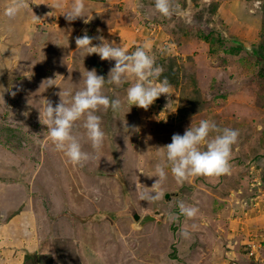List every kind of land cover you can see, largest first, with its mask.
I'll use <instances>...</instances> for the list:
<instances>
[{"label":"rangeland","instance_id":"374dc122","mask_svg":"<svg viewBox=\"0 0 264 264\" xmlns=\"http://www.w3.org/2000/svg\"><path fill=\"white\" fill-rule=\"evenodd\" d=\"M29 2L37 22L28 12L7 17V0H0V264H264V62L257 53L264 48V1L247 13L246 0H175L179 9L168 19L154 0H114L107 12L99 10L104 0H93L85 12L98 18L79 19L81 36L93 37V45L102 36L129 51L150 42L164 69L160 79L174 76L167 78L172 96L147 110L127 103L131 82L106 83L105 95L122 107L97 113L106 134L100 153L77 123L74 133L90 155L83 167L54 150L42 124L44 100L55 107L61 90L82 89L84 70L107 80L115 62L64 48L58 25L68 22L74 0L59 10L50 8L54 0ZM106 13L115 23L101 20ZM204 119L238 131L231 173L180 187L166 168L164 198L141 200V185L158 179V149ZM126 198L139 224L128 217L112 227L94 221L124 211ZM179 201L198 215L171 221ZM156 211L163 220L151 218Z\"/></svg>","mask_w":264,"mask_h":264},{"label":"clouds","instance_id":"9594fccd","mask_svg":"<svg viewBox=\"0 0 264 264\" xmlns=\"http://www.w3.org/2000/svg\"><path fill=\"white\" fill-rule=\"evenodd\" d=\"M30 4L29 0H7L4 14L14 18L23 12H28L31 13L33 22H37L40 19L32 13ZM62 7L63 0H54L50 8L59 10ZM154 8L162 17L170 19L178 11L179 5L175 0H154ZM84 13L85 0H74L71 11L65 15V18L74 21L83 18ZM95 39L100 40L101 43L93 45V37L85 33L75 38V44L83 57L96 54L102 61L115 62L107 80L97 75L95 69L84 70L83 88L74 93L71 89L61 90L57 94L60 102L55 107L51 101L44 100L42 113V124L47 127V134L54 150L62 153L70 164L78 167H83L90 159V155L83 151L80 139L74 133L77 123L83 122L82 127L85 129L87 140L95 152L100 153L106 134L101 127V117L97 113L101 109L107 111L109 108L117 112L122 107L121 100H110L105 95L106 83L122 87L131 82L126 89L127 103L130 107L134 105L144 110H147L161 95L172 96V86L167 78L160 79L164 69L157 64L150 42L136 47L134 51H129L125 47L116 45L115 42L109 43L102 36ZM48 81L51 86L53 80ZM40 115L41 113L39 119ZM238 135L237 130L222 128L210 119L201 120L195 126L191 123L183 135L173 134L171 143L158 149L161 158L155 165L152 176L158 179L151 188L141 185L144 189L141 200L156 201L164 198L165 193L159 188L168 178L166 168H170L172 177L180 187L197 177L216 181L221 176L229 175L232 168L233 146L237 143ZM152 189L157 191L154 192ZM176 207L179 209V214L169 213V219L173 222L177 221L179 216L194 219L199 212L197 207L187 205L183 201H179ZM182 235L187 236L188 233L183 232Z\"/></svg>","mask_w":264,"mask_h":264},{"label":"crops","instance_id":"0c3cea01","mask_svg":"<svg viewBox=\"0 0 264 264\" xmlns=\"http://www.w3.org/2000/svg\"><path fill=\"white\" fill-rule=\"evenodd\" d=\"M86 1L88 2V5H86ZM105 2L104 3H98L99 4V10L101 11V10H106L105 12H107V11H109L110 9H108V7H109V4H111V3H113V1L114 0H104ZM262 1L263 0H246V2H247V5H248V7H247V13L248 12H251V10L253 9V7H255V5L256 4H260V3H262ZM108 4V5H107ZM91 5H93V0H85V9H87L89 6H91ZM256 7H258V5L256 6ZM67 14H68V10H67ZM96 13L95 12H85L84 13V15L86 16V18L88 17V21L89 20H91V18H98V16H96L95 15ZM110 16V14L109 13H106V14H104V16L103 17H101V20H106V21H109V22H114L115 23V20H113V19H108V17ZM111 17V16H110ZM103 18V19H102ZM80 18H77V20L74 22V24L73 23H71V22H65V26H61V24H59L58 26L59 27H61V31L60 32H63L64 33V37H62V38H60V41H63L64 43H66V45L64 46V48H66V46H67V48L69 49V51H71L72 49H77V46H76V44H75V42H73V37L74 36H81L80 35V33L81 32H84L83 30H82V28L80 29V24H81V20H79ZM82 19V18H81ZM85 19H83V21H84ZM101 20H100V22H101ZM92 21V20H91ZM90 21V22H91ZM99 21V20H98ZM118 21H119V19H117V23L116 24H118ZM69 23H71L70 25H67V24H69ZM83 23V22H82ZM87 25H88V23H87ZM83 27H84V25H83ZM103 27V26H102ZM69 30H68V29ZM85 28H86V26H85ZM103 29V28H102ZM72 32V33H71ZM108 34V33H107ZM7 45H8V39H5V40H3L2 41V46H4V47H7ZM9 48H12V47H9ZM14 48V47H13ZM4 50H9V49H7V48H5ZM51 94L52 93H50L49 95L51 96ZM55 102V101H54ZM54 102H53V104H54ZM1 148V147H0ZM2 149V148H1ZM2 159H4V158H2ZM4 206V205H3ZM4 208L6 209V207L4 206ZM122 219H124V218H122ZM122 219H117V220H115V221H113V222H111V221H109V220H107V221H104V223H108L109 225H111V227L112 226H114L115 224V222H118V221H120V220H122ZM133 222V221H132ZM134 223V222H133ZM135 224V223H134ZM139 224V223H138ZM12 239H13V237H12ZM12 241V240H11Z\"/></svg>","mask_w":264,"mask_h":264},{"label":"water","instance_id":"95a60500","mask_svg":"<svg viewBox=\"0 0 264 264\" xmlns=\"http://www.w3.org/2000/svg\"><path fill=\"white\" fill-rule=\"evenodd\" d=\"M169 199V196H166V200ZM130 218L131 220H133V222L135 224H138L141 220V216L138 215V213L134 210L133 206L131 205V202L129 200V198H126L125 200V210L119 213H109L106 215H101L100 217H95L94 221L95 222H103V221H115L119 218ZM153 218L157 219V220H163L164 219V215L160 212V211H156L155 213H153L152 215Z\"/></svg>","mask_w":264,"mask_h":264},{"label":"trees","instance_id":"16d2710c","mask_svg":"<svg viewBox=\"0 0 264 264\" xmlns=\"http://www.w3.org/2000/svg\"><path fill=\"white\" fill-rule=\"evenodd\" d=\"M264 1V0H263ZM262 9H263V11H264V5L262 6ZM261 26H263V28H264V23H263V25H261ZM264 40V38H263V36H262V41ZM257 53H258V55H259V58H260V60H261V62H264V48H263V50H262V52L260 53V52H258L257 51ZM168 74H170V75H173L172 74V72L171 71H169L168 72ZM167 73H165L164 75H163V77H166V78H168L169 80H171V79H173V77H169V75H168ZM174 76V75H173ZM37 107V106H36ZM133 108H134V105H133ZM40 109H42V106L40 105ZM161 110H163V108L161 109ZM33 112H35V114H39L38 113V108H37V110L35 111H33ZM129 112V111H128ZM182 112V110L180 109V113ZM177 117V116H176Z\"/></svg>","mask_w":264,"mask_h":264},{"label":"flooded vegetation","instance_id":"af4514ba","mask_svg":"<svg viewBox=\"0 0 264 264\" xmlns=\"http://www.w3.org/2000/svg\"><path fill=\"white\" fill-rule=\"evenodd\" d=\"M160 212H161V211H160ZM161 213H162V212H161ZM162 214H163V213H162ZM152 215H153V214H151V218H153ZM163 215H164V214H163ZM149 218H150V216L147 217V219H149ZM141 219H142V218H141ZM154 219H155V218H154ZM153 221H154V220H153Z\"/></svg>","mask_w":264,"mask_h":264},{"label":"bare ground","instance_id":"6f19581e","mask_svg":"<svg viewBox=\"0 0 264 264\" xmlns=\"http://www.w3.org/2000/svg\"><path fill=\"white\" fill-rule=\"evenodd\" d=\"M32 60V59H31ZM29 61H30V59H29ZM48 61V60H47ZM29 64V63H28ZM39 64V63H38ZM30 65V64H29ZM27 67V66H26ZM30 85V84H29ZM39 90V89H38ZM28 92V91H27ZM36 93H38V91L36 92Z\"/></svg>","mask_w":264,"mask_h":264}]
</instances>
